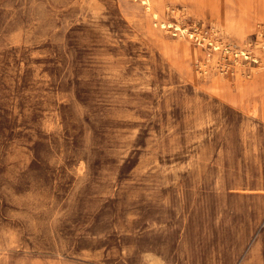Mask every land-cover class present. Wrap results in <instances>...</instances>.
<instances>
[{
  "label": "rangeland",
  "instance_id": "rangeland-1",
  "mask_svg": "<svg viewBox=\"0 0 264 264\" xmlns=\"http://www.w3.org/2000/svg\"><path fill=\"white\" fill-rule=\"evenodd\" d=\"M152 3L0 0V264H264V12Z\"/></svg>",
  "mask_w": 264,
  "mask_h": 264
},
{
  "label": "bare ground",
  "instance_id": "bare-ground-1",
  "mask_svg": "<svg viewBox=\"0 0 264 264\" xmlns=\"http://www.w3.org/2000/svg\"><path fill=\"white\" fill-rule=\"evenodd\" d=\"M140 2H141V4H143V5H146L147 7H146V11H147V13H150L151 14V18L152 19H155V20H159V14L155 11V8L153 7V3H152V0H140ZM211 2H213V1H211ZM252 4L255 6V8L257 7V9L258 10H260V11H262V12H264V0H252ZM240 11L237 13L238 14V16H235V17H231V16H234V14H236L235 12H233V13H228L227 15H226V18H228L227 19V22L224 24V25H220V27L222 28L221 30H222V32L225 34V35H227L228 33H234L235 35H236V37H237V39L241 42L240 44L241 45H243V44H245L246 43V40H247V37H246V34L248 33V31H251L250 30V28L253 26L252 24H253V22H252V20H253V18H254V15H252L251 14V10H247V9H245V10H241V8L239 9ZM253 12V11H252ZM219 13V12H218ZM232 18V19H231ZM231 19V20H230ZM159 25L161 26V28L162 29H166L167 31H168V29H171V27L168 25V22L167 21H162V22H160L159 23ZM170 32V31H169ZM180 36H182V37H184V38H187L188 40H190V38H196V40H195V42L196 41H198L199 40V34H197L196 33V35L195 34H192V33H190L187 29H185L184 31H183V33H178ZM259 36H260V33H259ZM201 38V37H200ZM194 41V40H193ZM201 41V40H200ZM204 42H211L210 40H205L204 39ZM197 44H195V45H199V43L198 42H196ZM227 46V45H226ZM262 46V45H261ZM186 47H189L187 44H186ZM213 48V50L215 51V52H217V51H219L220 50V46L217 44V43H215L213 46H212ZM192 49H195V48H192ZM223 50H225V48L223 49ZM227 50V49H226ZM241 49H239L238 51H240ZM195 51L197 52V53H202L201 52V50H199V49H195ZM257 52V51H256ZM237 57L239 58V57H241V58H243V57H245V55L243 54H241L240 55V53H238L237 54ZM260 57L262 58V60H261V66L262 67H264V53H262L261 55H260ZM209 58V57H208ZM248 58V57H247ZM246 59V58H245ZM240 59H238L237 61H236V67H235V69L234 70H236L237 72H239L240 73V75H243L244 77H246L245 76V73H243V70H244V68H243V66H242V61H240ZM255 61V60H254ZM200 67H203V68H205L206 66H205V64H201L200 65ZM206 70V69H205ZM260 75H262V76H264V72H261V74ZM219 79V78H218ZM243 80H245V78H243ZM219 82H220V80H219ZM219 82H218V80H215V82H214V85L217 87V88H220L219 86H220V84H219ZM222 85V84H221ZM221 97V96H220ZM221 99V98H220ZM262 119V118H261ZM262 120H264V119H262Z\"/></svg>",
  "mask_w": 264,
  "mask_h": 264
}]
</instances>
